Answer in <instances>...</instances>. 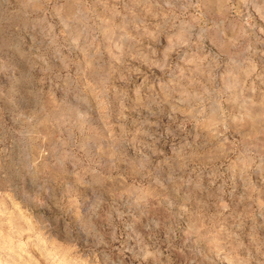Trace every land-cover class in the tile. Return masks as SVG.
<instances>
[{
	"label": "rangeland",
	"instance_id": "1",
	"mask_svg": "<svg viewBox=\"0 0 264 264\" xmlns=\"http://www.w3.org/2000/svg\"><path fill=\"white\" fill-rule=\"evenodd\" d=\"M0 264H264V0H0Z\"/></svg>",
	"mask_w": 264,
	"mask_h": 264
}]
</instances>
